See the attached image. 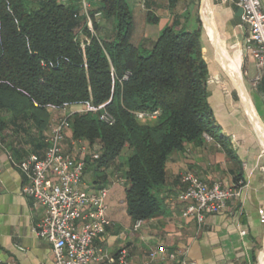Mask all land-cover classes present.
Segmentation results:
<instances>
[{"label": "trees", "instance_id": "trees-1", "mask_svg": "<svg viewBox=\"0 0 264 264\" xmlns=\"http://www.w3.org/2000/svg\"><path fill=\"white\" fill-rule=\"evenodd\" d=\"M88 1L93 32L80 0H0V136L12 130L42 139L49 105L109 103L113 126L76 114L72 138L101 146L98 160L87 159L85 175L92 177L127 153L115 170L126 187L127 211L134 222H149L163 213L169 158L188 144L201 145L205 133L223 144L208 101L202 22L190 11L177 12L185 0H168L172 24L150 48L135 47L132 0ZM147 20L158 23L153 13ZM156 110L155 121L136 117Z\"/></svg>", "mask_w": 264, "mask_h": 264}, {"label": "crops", "instance_id": "crops-1", "mask_svg": "<svg viewBox=\"0 0 264 264\" xmlns=\"http://www.w3.org/2000/svg\"><path fill=\"white\" fill-rule=\"evenodd\" d=\"M185 1L177 12L190 11L202 22L204 58L209 68L208 101L215 118L213 128L223 144L214 139L204 140L201 145L188 144L183 152L169 158L167 182L161 195L163 213L145 222L139 232L132 229L134 221L127 211L126 187L115 171L123 160L116 161L100 176L85 175V186L108 189L106 201L112 226L95 244L110 254L126 248L132 264L145 263L149 251L159 247L183 251L194 264H254L253 256L257 264H264V224L259 216V210H264V79L255 84L259 71L252 57L243 53L248 32L235 0ZM131 6L132 44L150 48L161 31L172 24L168 0H132ZM149 13L158 19L157 24L148 23ZM56 118V114H51L42 139L34 134L35 130L34 135L21 132L16 136L7 130L0 136L3 261L53 264L51 245L35 232L44 209L36 208L33 199L22 194L28 178L19 163L32 154H43L44 139L51 133ZM185 173L195 175L209 186L243 180L247 187L241 197L227 203L222 213L207 217L199 226L194 219L182 217L186 205L178 201V196L182 190L180 177ZM166 263L162 258L154 262Z\"/></svg>", "mask_w": 264, "mask_h": 264}, {"label": "built area", "instance_id": "built-area-1", "mask_svg": "<svg viewBox=\"0 0 264 264\" xmlns=\"http://www.w3.org/2000/svg\"><path fill=\"white\" fill-rule=\"evenodd\" d=\"M80 4L93 32L88 16L91 3L80 0ZM235 4L241 10V22L248 32L243 53L254 60L259 71L255 84H259L264 79L263 2L235 0ZM42 66H47L44 61ZM130 76L131 73L127 72L122 81H127ZM108 104L95 106L92 101H87L47 106V110L56 114L57 118L45 139V150L42 155L32 154L19 163L28 178L22 194L32 198L36 208L44 209V217L36 225L35 232L51 245L53 264H132L130 252L126 248L110 254L95 244L98 239L105 237L107 229L112 226L106 201L108 189H90L84 184L87 159L98 160L101 146L72 138L70 119L76 114L97 115L102 123L113 126L116 120L107 110ZM159 116L158 110L136 113L140 121H155ZM203 138L213 142L209 134L205 133ZM180 182L182 190L178 201L186 205L182 217L194 219L199 226L205 223L207 217L222 213L227 203L241 197L247 187L243 180L233 184L215 182L209 186L191 173L183 174ZM259 216L264 224V210H259ZM144 224L143 220L134 222L133 231L139 232ZM159 258L166 264H194L186 259L185 252L169 251L166 247L150 250L143 264H154ZM0 264L18 263L0 259Z\"/></svg>", "mask_w": 264, "mask_h": 264}, {"label": "rangeland", "instance_id": "rangeland-1", "mask_svg": "<svg viewBox=\"0 0 264 264\" xmlns=\"http://www.w3.org/2000/svg\"><path fill=\"white\" fill-rule=\"evenodd\" d=\"M101 24H102L103 27H105V28H107V29H110V28H111V24H110V22L102 21ZM48 112H49V111H48ZM50 114H53V113L50 112ZM125 158H126V156L122 157L121 159L124 160ZM256 264H257V263H256Z\"/></svg>", "mask_w": 264, "mask_h": 264}]
</instances>
